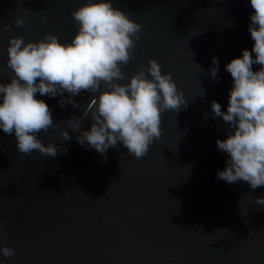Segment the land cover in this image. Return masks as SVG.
<instances>
[{
    "label": "water",
    "instance_id": "1",
    "mask_svg": "<svg viewBox=\"0 0 264 264\" xmlns=\"http://www.w3.org/2000/svg\"><path fill=\"white\" fill-rule=\"evenodd\" d=\"M85 2L0 0V83L11 78V38L37 42L47 33L69 43L78 30L71 13ZM109 2L142 26L132 59L121 66L126 77L155 60L188 107L162 114L160 139L137 160L121 143L104 156L78 144L76 137L91 127L84 111L99 92L72 97L76 107L60 106L67 93H37L58 125L37 138L68 151L22 154L15 134L0 130V246L16 253L0 254V264H264V206L255 203L264 187L217 178L228 157L216 141L227 138L228 125L211 110L215 101L227 111L233 81L225 66L253 47L250 0ZM213 58L218 82L209 71ZM77 117L81 132L67 123ZM64 131L69 140H62Z\"/></svg>",
    "mask_w": 264,
    "mask_h": 264
},
{
    "label": "clouds",
    "instance_id": "2",
    "mask_svg": "<svg viewBox=\"0 0 264 264\" xmlns=\"http://www.w3.org/2000/svg\"><path fill=\"white\" fill-rule=\"evenodd\" d=\"M250 4L254 14L247 30L253 47L225 66L233 81L227 111H221L215 101L211 110L213 119L221 117L228 125L227 138L216 141L217 149L228 157L217 178L228 184L243 181L255 190L264 187V0H250ZM71 15L78 30L69 43L47 33L37 42L25 43L23 37L10 39L7 68L11 78L0 83V130L15 134L19 153L35 150L45 157L67 153V148L54 143L45 146L37 138V133L58 125L53 123L48 104L36 94L56 98L67 93L68 99L62 98L60 106L71 103L76 107L72 97L99 92L84 111L85 117L91 116L89 131L81 132L80 117L67 121L73 130L81 132L76 137L78 144L104 156L121 143L139 160L147 155L154 140L160 139L162 114L168 110L178 113L188 103L171 73L162 74L155 60H149L147 68L141 65L130 79L126 77L121 66L132 59L142 26L125 12L114 8L109 0H86ZM23 24L24 18L17 16L16 27ZM10 29L11 25L4 31ZM212 64L210 75L218 82L219 61L213 58ZM253 65H260L259 71H253ZM126 79L127 84L118 83ZM102 85L104 90L100 91ZM204 92L202 88L201 97ZM61 137L70 139L67 131ZM255 203L264 206V197L256 198ZM0 254L11 258L16 253L14 248L0 246Z\"/></svg>",
    "mask_w": 264,
    "mask_h": 264
}]
</instances>
